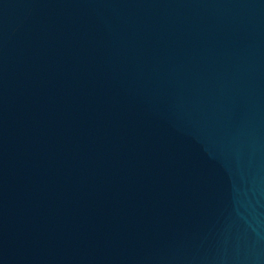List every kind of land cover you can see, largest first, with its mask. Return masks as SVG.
Masks as SVG:
<instances>
[{"label":"water","instance_id":"water-1","mask_svg":"<svg viewBox=\"0 0 264 264\" xmlns=\"http://www.w3.org/2000/svg\"><path fill=\"white\" fill-rule=\"evenodd\" d=\"M0 264H264V0H0Z\"/></svg>","mask_w":264,"mask_h":264}]
</instances>
